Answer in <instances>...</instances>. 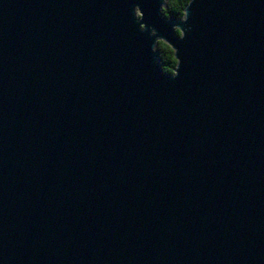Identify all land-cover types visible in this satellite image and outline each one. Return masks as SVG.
Segmentation results:
<instances>
[{
  "label": "water",
  "instance_id": "1",
  "mask_svg": "<svg viewBox=\"0 0 264 264\" xmlns=\"http://www.w3.org/2000/svg\"><path fill=\"white\" fill-rule=\"evenodd\" d=\"M162 3L0 0V264H264V0Z\"/></svg>",
  "mask_w": 264,
  "mask_h": 264
},
{
  "label": "clouds",
  "instance_id": "2",
  "mask_svg": "<svg viewBox=\"0 0 264 264\" xmlns=\"http://www.w3.org/2000/svg\"><path fill=\"white\" fill-rule=\"evenodd\" d=\"M191 3H192V0H188V3L186 4V7L184 9V15L182 17L176 11H174L177 14V18L180 21H182V22H186L187 21V19H188L187 8H188V6ZM167 7H168V0H163V3L161 4V9L160 10H161L162 14L164 15V17L170 18L171 14L169 15L166 12V8ZM134 15H135V18H136L137 22L139 23L140 30L141 31L147 30L149 28V26L146 25V23L142 22L143 21V15L144 14H143V12H142V10H141V8H140L139 5H135L134 6ZM145 25H146V27H145ZM173 30L177 34V36L179 38H181V39L184 38L185 35H186V32H185L184 28L181 26V24H174L173 25ZM150 34L153 35V36H156L155 42L152 45V51L153 52H158L157 51V41H158V37H160V36L157 35V30H156L155 27H151L150 28ZM176 51L178 53V49L177 48H176ZM159 57H160V55H159ZM160 61H162L161 60V57H160ZM180 65H181V59H180V57H179L178 54H177V61H176V66H175L174 70H172V71H166L165 68H164V66H163V62L160 63L161 71L163 73H165V74L171 75L172 77H177L180 74L179 73Z\"/></svg>",
  "mask_w": 264,
  "mask_h": 264
},
{
  "label": "trees",
  "instance_id": "3",
  "mask_svg": "<svg viewBox=\"0 0 264 264\" xmlns=\"http://www.w3.org/2000/svg\"><path fill=\"white\" fill-rule=\"evenodd\" d=\"M187 3L188 0H168V7L166 8V12L169 15L171 14V16L177 17V14L174 12L176 11L182 17L184 15V9ZM157 49L160 52L162 60L161 63L163 62L165 70H174L177 61L174 56V50L163 41L158 42Z\"/></svg>",
  "mask_w": 264,
  "mask_h": 264
}]
</instances>
